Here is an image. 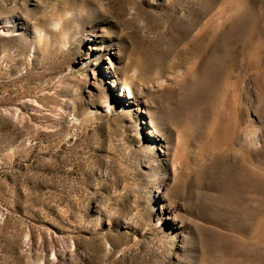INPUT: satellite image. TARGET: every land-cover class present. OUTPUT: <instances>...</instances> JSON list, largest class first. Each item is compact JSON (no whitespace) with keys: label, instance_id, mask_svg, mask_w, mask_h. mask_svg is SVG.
<instances>
[{"label":"rangeland","instance_id":"1","mask_svg":"<svg viewBox=\"0 0 264 264\" xmlns=\"http://www.w3.org/2000/svg\"><path fill=\"white\" fill-rule=\"evenodd\" d=\"M0 264H264V0H0Z\"/></svg>","mask_w":264,"mask_h":264},{"label":"bare ground","instance_id":"2","mask_svg":"<svg viewBox=\"0 0 264 264\" xmlns=\"http://www.w3.org/2000/svg\"><path fill=\"white\" fill-rule=\"evenodd\" d=\"M5 23V22H4Z\"/></svg>","mask_w":264,"mask_h":264}]
</instances>
